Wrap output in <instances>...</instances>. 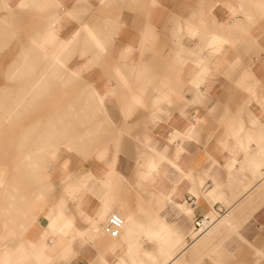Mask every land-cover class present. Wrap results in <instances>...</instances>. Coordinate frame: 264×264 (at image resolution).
Listing matches in <instances>:
<instances>
[{
	"label": "crops",
	"instance_id": "0c3cea01",
	"mask_svg": "<svg viewBox=\"0 0 264 264\" xmlns=\"http://www.w3.org/2000/svg\"><path fill=\"white\" fill-rule=\"evenodd\" d=\"M6 2L7 29L78 73L105 121L87 115L102 144L85 157L55 165V152L40 210L0 264H264V0ZM68 69L52 85L78 96ZM213 206L226 217L184 247Z\"/></svg>",
	"mask_w": 264,
	"mask_h": 264
},
{
	"label": "rangeland",
	"instance_id": "374dc122",
	"mask_svg": "<svg viewBox=\"0 0 264 264\" xmlns=\"http://www.w3.org/2000/svg\"><path fill=\"white\" fill-rule=\"evenodd\" d=\"M5 8L0 5V28L3 27L0 30V88L6 86L3 92L5 98L0 102V228L14 224L16 233L27 228L36 218V215H32L40 210V199L48 188L46 174L39 172V169H30L31 163H47L48 168H53L64 156L85 157L78 150L85 152L95 144L96 147L102 144V139L95 142L100 138L101 128L85 126L87 115L90 114L95 121L105 120L101 113V96L90 89V96L87 97L86 83L80 80L79 74L72 75V70L66 66L58 68L52 62L44 64L37 61L41 50L31 40L32 47L29 46L25 35L28 31L23 32L20 25H16L17 35H14L13 30L7 29L5 15L1 14ZM23 49L29 51L31 58L27 74L24 78L9 81L8 75L19 61ZM65 69H68L67 80L78 77L76 81L72 80L75 84L72 90H78V96L69 93V86L64 87L65 80L62 87L52 85L56 72H64ZM74 103H78V107H74L79 109L70 110ZM60 104L62 108L51 109ZM7 115L10 116L5 119ZM57 150L58 159L54 165ZM21 171L23 174L19 175ZM34 191L42 194L38 205V200L34 202L32 198ZM21 193L26 196L23 200L18 196ZM50 193L51 190L46 198ZM10 194L17 195L13 198ZM2 208L11 209V213H2ZM8 237L5 235L0 239V247Z\"/></svg>",
	"mask_w": 264,
	"mask_h": 264
},
{
	"label": "bare ground",
	"instance_id": "6f19581e",
	"mask_svg": "<svg viewBox=\"0 0 264 264\" xmlns=\"http://www.w3.org/2000/svg\"><path fill=\"white\" fill-rule=\"evenodd\" d=\"M0 5H2V6H4V7H7V2H6V0H0ZM3 29V27H1L0 28V30H2ZM50 33V32H49ZM49 35V34H48ZM50 36H51V34H50ZM42 37V36H41ZM41 37H40V39H41ZM31 42H32V44L37 48V49H39V50H41V51H43V48H42V46L40 45V40H39V38L37 37V36H32L31 37ZM44 44H46V43H44ZM47 46V45H46ZM47 47H49V46H47ZM46 47V48H47ZM47 50V49H46ZM55 51V50H54ZM58 51V50H57ZM45 52V51H44ZM57 53V52H56ZM58 58H59V56H58ZM50 60H52L51 62H52V65H54L55 67H58V68H64L65 67V64H63V63H61L60 61L59 62H55V60H56V58L55 57H51V59ZM54 60V61H53ZM57 61H58V59H57ZM30 62H31V58H30V55H29V51H25L24 49L21 51V56H20V59H19V61L16 63V65H15V67L13 68V70L11 71V73L8 75V80L10 81V80H15V79H21V78H24L25 77V75L27 74V70L29 69V64H30ZM71 74L72 75H74V76H77L78 75V73H76V72H74V71H71ZM6 89V86H2L1 88H0V102H3V100H4V96H3V92H4V90ZM9 116L10 115H7V116H5V119H8L9 118ZM76 117H73V119H75ZM51 152V151H50ZM49 165V164H48ZM51 165V164H50ZM31 166H32V168H30V169H39V172H42V173H44V174H46L47 173V171H48V167H47V163L46 164H44V165H42V164H39V163H37V162H32L31 163ZM23 174V172L21 171L20 173H19V175H22ZM20 181H22V179H20ZM15 190L17 189V187H13ZM19 189H20V187H19ZM37 191V190H36ZM36 191H34L35 193H33L32 194V198H33V201L35 202V201H37L38 200V203L36 204V205H38L39 204V199L42 197V194L41 193H38V192H36ZM17 194H10V196L11 197H15ZM18 196H19V198L20 199H24L26 196H25V194H18ZM41 200V199H40ZM190 204V203H189ZM34 207V206H33ZM35 209V208H34ZM2 211V213H11V209H9V208H2L1 209ZM33 211V210H32ZM38 212V211H37ZM31 214V213H30ZM35 215H37V213H35L34 215H32V216H35ZM226 216L224 215V216H222L221 217V219L220 220H222V219H224ZM219 220V221H220ZM1 229V228H0ZM14 229H15V226H14V224H12V225H9V224H6L5 226H3V228L0 230V239L1 238H3L5 235L7 236H11L12 234H14ZM211 231V230H210ZM209 232V231H208ZM208 232H206V233H208ZM205 233V234H206ZM196 232L194 231V228H192V230H191V233L189 234V236H193L194 238L195 237H197L196 236ZM204 235V234H203ZM198 238H195L192 242H187L186 240H185V246L184 247H187L188 245H192L196 240H197ZM28 244V243H27ZM29 246H31V242H30V244H29ZM24 247V246H23ZM3 248L4 247H0V252H2L3 251ZM28 250V249H27ZM27 254V253H26ZM29 255V254H28ZM27 255V256H28ZM26 255L23 257V258H25V257H27ZM26 259V258H25ZM22 260V259H21ZM23 261H24V259H23ZM2 263V262H1Z\"/></svg>",
	"mask_w": 264,
	"mask_h": 264
},
{
	"label": "built area",
	"instance_id": "2783aa9c",
	"mask_svg": "<svg viewBox=\"0 0 264 264\" xmlns=\"http://www.w3.org/2000/svg\"><path fill=\"white\" fill-rule=\"evenodd\" d=\"M190 203H193V198L189 196ZM228 209L223 206H213L209 212L199 216L193 220V228L197 233L195 238H199L206 232L212 230L217 222L227 213ZM124 225L123 217L118 213H112L104 226L105 231L111 238H116L121 234ZM193 236H189V243L195 239Z\"/></svg>",
	"mask_w": 264,
	"mask_h": 264
}]
</instances>
